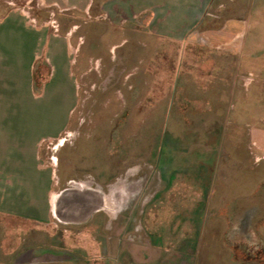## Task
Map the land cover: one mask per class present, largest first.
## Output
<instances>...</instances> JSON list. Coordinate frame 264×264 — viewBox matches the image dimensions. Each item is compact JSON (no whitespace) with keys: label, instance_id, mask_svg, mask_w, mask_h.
<instances>
[{"label":"rangeland","instance_id":"rangeland-1","mask_svg":"<svg viewBox=\"0 0 264 264\" xmlns=\"http://www.w3.org/2000/svg\"><path fill=\"white\" fill-rule=\"evenodd\" d=\"M208 1L180 41L30 9L47 18L28 23L44 24L33 70L14 45L0 63V264H264V0ZM65 30L71 55L45 49ZM68 187L102 208L59 217ZM244 211L248 245L231 241Z\"/></svg>","mask_w":264,"mask_h":264},{"label":"crops","instance_id":"crops-1","mask_svg":"<svg viewBox=\"0 0 264 264\" xmlns=\"http://www.w3.org/2000/svg\"><path fill=\"white\" fill-rule=\"evenodd\" d=\"M1 1L4 14L0 16V20L3 22L8 16H12V20L9 22L8 29L0 31V63L5 68H9L13 63H15L14 59H17V57L13 58V53L11 52V48H13L11 45H14V48L17 50V52L22 53V56H24L23 58L27 59L29 70H33L34 64L38 59L37 53L40 44V36L38 32L41 31V26L44 24H40L41 26L39 25L40 27L38 28L37 26H31L28 23L29 21H34L35 23H40L42 21L44 23V21L47 20V18H41L39 21L37 16L32 14L30 10L31 8L32 11L34 10V13L44 9H51L52 11L58 10L60 12L75 11L90 13L91 8L94 7L93 15L95 19L100 20L102 19L101 17L107 16L114 19V25H118V23H122L123 21L127 22L134 18H139V20H141L143 23L148 24V32L151 31L153 34L164 35L165 33L170 32L167 30L174 29V32L171 34V36H174L176 40L180 41L184 37V32L187 31V29L193 23L202 20L205 14V7L209 2L208 0H24L25 5L21 4L22 8L24 9L21 8V11L18 12L17 9H9L7 7L8 5L17 6L16 2L18 0ZM33 1H36L34 6L29 5ZM24 13H30L31 15L25 16ZM167 16L171 17L172 22L165 26L163 21ZM19 25L23 28V30L18 28ZM68 31L69 30H65L63 33H51L48 35L44 44L45 49H47L51 44L53 36L60 37L61 42H54L53 46L56 48V50L63 52V54L71 55L73 53V44L71 41L73 32ZM239 35L242 34L239 33ZM257 146L260 147L258 144ZM169 171L167 173H159V182H163L167 186L173 182L171 179L168 183L165 181V175H167ZM172 171L174 170L172 169ZM199 178L201 179V177ZM205 178V181L212 182V179L209 177L206 176ZM206 188L208 189L207 186H204V189ZM206 191L207 190H205V195H207ZM158 192L160 193V191H157L155 194ZM211 194L212 193L210 189V194L206 196L205 201L209 202L211 200ZM55 195L53 192L50 198L52 210V199ZM234 212L235 210H232L230 213L233 214ZM242 214L237 215L239 224H237V229H235L236 233L234 234L231 241L245 245L244 243H241V241H238L239 237H241V235L245 232L243 231L245 230V225L242 226L243 230L240 228V226L246 221L251 222L252 226L255 214L254 211L251 212L248 215V220L246 219L245 213ZM228 221L231 223V218ZM83 264H85L84 261Z\"/></svg>","mask_w":264,"mask_h":264},{"label":"water","instance_id":"water-1","mask_svg":"<svg viewBox=\"0 0 264 264\" xmlns=\"http://www.w3.org/2000/svg\"><path fill=\"white\" fill-rule=\"evenodd\" d=\"M83 190L80 187H68L61 190L59 192L61 198L56 207V214L59 217L62 215L65 218H68L66 216L75 218L81 216L79 218H85L86 216H89V214H91L92 212L98 210L99 206L100 208H102L101 206L103 205V200L101 199L99 201V206L97 203H93L91 207H89L90 209L84 208L86 202L84 201L85 191Z\"/></svg>","mask_w":264,"mask_h":264},{"label":"flooded vegetation","instance_id":"flooded-vegetation-1","mask_svg":"<svg viewBox=\"0 0 264 264\" xmlns=\"http://www.w3.org/2000/svg\"><path fill=\"white\" fill-rule=\"evenodd\" d=\"M243 213H246V211H244ZM242 216H243V214H242ZM243 222H245V221H243ZM243 225H245V230L242 229ZM240 228L245 232L241 235V237H239V239H238L239 242L241 241V243L248 245V244L253 243L254 240L257 239V237H258L257 234L254 235L255 233L253 234L251 231L249 232V230H248L249 228H251V222L246 221L245 223H242ZM249 257H264V255L252 254Z\"/></svg>","mask_w":264,"mask_h":264},{"label":"bare ground","instance_id":"bare-ground-1","mask_svg":"<svg viewBox=\"0 0 264 264\" xmlns=\"http://www.w3.org/2000/svg\"><path fill=\"white\" fill-rule=\"evenodd\" d=\"M58 200H59V198L56 197V196H54L53 199H52V204H53L54 210H56V206H57Z\"/></svg>","mask_w":264,"mask_h":264}]
</instances>
